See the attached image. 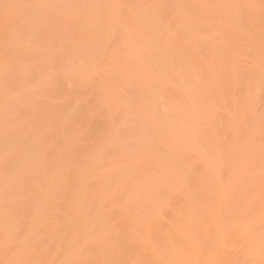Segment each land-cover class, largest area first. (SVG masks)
Listing matches in <instances>:
<instances>
[{
    "label": "bare ground",
    "instance_id": "bare-ground-1",
    "mask_svg": "<svg viewBox=\"0 0 264 264\" xmlns=\"http://www.w3.org/2000/svg\"><path fill=\"white\" fill-rule=\"evenodd\" d=\"M0 264H264V0H0Z\"/></svg>",
    "mask_w": 264,
    "mask_h": 264
}]
</instances>
